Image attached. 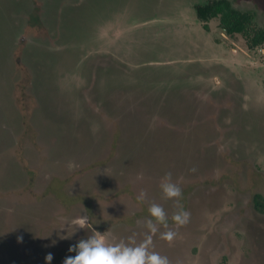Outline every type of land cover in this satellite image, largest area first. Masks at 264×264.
<instances>
[{"label":"rangeland","instance_id":"obj_1","mask_svg":"<svg viewBox=\"0 0 264 264\" xmlns=\"http://www.w3.org/2000/svg\"><path fill=\"white\" fill-rule=\"evenodd\" d=\"M208 1L0 0V264L139 244L153 203L170 264H264V44L204 30ZM230 1L264 28V0Z\"/></svg>","mask_w":264,"mask_h":264},{"label":"clouds","instance_id":"obj_2","mask_svg":"<svg viewBox=\"0 0 264 264\" xmlns=\"http://www.w3.org/2000/svg\"><path fill=\"white\" fill-rule=\"evenodd\" d=\"M189 171H196L195 167ZM161 191L166 199H174L176 211L171 219L177 227L186 225L190 220V212L186 210L183 204V193L181 187L172 181L171 173L164 174L160 182ZM146 193L141 190L134 199L137 204H143ZM148 212L152 219L146 221V227L149 235L139 244L132 243H105L102 234L95 233L87 240H81L76 245L69 246L68 251H75V256L65 257L63 264H170L167 256L160 255L157 252L149 251L152 246V234L157 233V225L168 228V217L163 208L153 203L149 206ZM86 218H81L84 224ZM176 236V232L168 230L160 233V238L171 242ZM131 240V237L129 238ZM22 240V237H18ZM45 264H51L53 254L46 253Z\"/></svg>","mask_w":264,"mask_h":264},{"label":"trees","instance_id":"obj_3","mask_svg":"<svg viewBox=\"0 0 264 264\" xmlns=\"http://www.w3.org/2000/svg\"><path fill=\"white\" fill-rule=\"evenodd\" d=\"M196 15L204 30H209V21L218 19L221 31L228 36L239 34L243 37L247 48L252 49L264 44V28L254 24L250 12L235 8L230 0H210L205 4L195 5ZM254 196L255 207L264 208V202Z\"/></svg>","mask_w":264,"mask_h":264},{"label":"crops","instance_id":"obj_4","mask_svg":"<svg viewBox=\"0 0 264 264\" xmlns=\"http://www.w3.org/2000/svg\"><path fill=\"white\" fill-rule=\"evenodd\" d=\"M214 19H216V18H214ZM198 22H199V23H201L199 20H198ZM209 23H218V22H217V20H216V21H214L213 19H211V20L209 21ZM221 34H223V32H222V31H221Z\"/></svg>","mask_w":264,"mask_h":264}]
</instances>
